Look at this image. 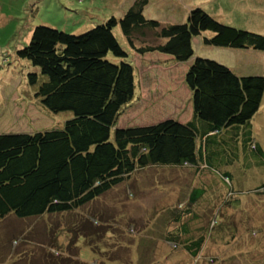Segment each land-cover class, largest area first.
Here are the masks:
<instances>
[{
    "label": "trees",
    "instance_id": "1",
    "mask_svg": "<svg viewBox=\"0 0 264 264\" xmlns=\"http://www.w3.org/2000/svg\"><path fill=\"white\" fill-rule=\"evenodd\" d=\"M147 5L148 0H134L122 18L111 16L79 33L36 26L29 42L14 53L26 68L38 70L26 76L28 84L36 85L44 78L35 94L39 103L52 114L68 112L72 118L59 129L0 134V222L9 217L42 222L52 216L79 215L71 226L72 238L64 242L65 249L77 260L79 240L87 242L98 237L105 224L108 215L100 209H105L100 200L121 192L108 211L114 221L112 229L116 230L120 222L113 217L112 206L124 203V183H129L126 190L131 197L130 182L141 171L184 170L195 172L203 180L212 171L231 166V145L238 147L241 129L251 126L262 105L264 77L240 76L215 60L195 58L183 76L190 94L191 117L187 122L169 118L146 126L118 127L123 108L132 103L138 89L135 65L130 61L132 53L140 58L161 54L177 63H187L194 54L195 38H201L205 46L264 53V35L229 26L200 7L191 9L184 23L163 25L146 17ZM117 27L122 40L115 35ZM230 131L233 137H228V143L223 137ZM242 138L243 148L250 146L262 156L261 148L250 140V131ZM228 175L224 171L222 177L228 179ZM211 191L208 184L207 189L191 188L184 201L190 208L178 205L167 214L174 213L168 221L175 223V230L165 234V242L173 248L182 247L183 255L194 263L203 259L210 263L202 253L214 239H207L204 228L193 229L183 223L196 216V210L191 209L195 201L211 196ZM259 192L264 193V187ZM98 202L102 205L98 211L90 209ZM116 231L112 238L117 246L107 261L133 264L132 247L118 241L119 236L123 241L129 238ZM32 235L26 230L15 239H1L0 264L7 259L6 264H28L33 254L24 244H36L30 241ZM223 240L231 248L234 236L228 241L226 235ZM50 243L41 248L33 264L77 263L73 257L57 260L52 250L57 252L63 243L59 238H52ZM62 249L57 255L63 256ZM209 256L220 263L215 253Z\"/></svg>",
    "mask_w": 264,
    "mask_h": 264
},
{
    "label": "rangeland",
    "instance_id": "2",
    "mask_svg": "<svg viewBox=\"0 0 264 264\" xmlns=\"http://www.w3.org/2000/svg\"><path fill=\"white\" fill-rule=\"evenodd\" d=\"M133 1L0 0V134L59 129L66 120L72 118V114L68 112L52 114L39 103L35 94L44 78L42 77L36 85L28 84L26 76L38 70L26 68L14 56L17 49L29 42L32 29L45 25L68 34L79 33L91 27V23L104 21L111 16L122 18ZM148 2L145 9L146 17L163 25L184 23L189 10L194 7L210 8L218 4L225 10L218 17L220 21L238 29L264 35V11L258 9L246 11L243 8L244 0H148ZM114 32L116 37L122 40L119 27ZM206 35L212 37L211 32H206ZM196 40L198 42L194 45L192 42L194 54L187 63H177L168 56L164 58V55L159 54H147L140 58L132 53L130 61L135 65L138 89L136 88L132 103L123 108L118 127L146 126L169 118L184 121L189 119L187 116L191 112L190 94L183 83V76L195 58L221 62L240 76L264 77L263 52L215 48L205 46L201 38ZM248 131L251 134V142L261 148L262 156L250 150V146H247V149L241 146L242 137H246ZM239 134L241 138L238 149L233 148L231 143L234 149L233 155L229 158L232 165L220 167L219 172L212 171V174L203 180H200L195 172L150 168L132 177L131 197L126 190L129 183L122 184L125 187L124 203L113 205L112 215L120 222L117 229L123 236L129 238L123 241L119 236L118 241L132 247L130 255L134 259L133 264H207L205 259L203 262L198 260L197 263L189 261L183 255L182 247L173 248L172 244H167L164 239L168 231L175 230V223L168 221L172 219L174 213L167 214L173 212L178 205L189 209L187 202L184 201L187 200L191 188L199 189L205 186L207 189V184L209 189L212 188V195L195 201L191 209L196 210V216L186 220L183 225L190 228L194 226L193 229L204 228L207 239L217 241L216 243L213 241L207 251L202 253L207 258L206 261L210 262L208 264H218L210 256L206 257L213 253L221 259L219 264H264V193L259 192L264 187V97L251 126L241 129ZM228 137H233L231 131L226 132L223 137L229 143ZM245 155L247 157L249 155V158L247 159ZM214 166L217 167L216 164ZM224 171L228 172V179L222 177ZM120 193L119 191L112 193L100 200L105 209L100 208L102 205L99 202L90 209L98 211L100 208L103 213L110 216L109 205L114 203L112 200H116V196L120 197ZM205 193L208 191L205 190ZM199 207L203 208L204 213ZM88 214L83 212V216ZM138 215L139 219H136ZM78 216L64 214L48 217L42 222L16 221L9 217L0 222V240L3 239L1 241L4 242L7 237L15 239V236L29 230L33 234L29 237L30 241L36 244L31 246L23 244L25 249L33 254L28 262L33 264L34 257L38 256V252H42L41 248L49 247L52 238L55 240L59 238L63 243L60 245L63 247L62 252L64 250L65 253L63 256L57 255L60 247L57 252L55 249L52 250L53 254L60 262L69 261L73 254L69 249L68 251L65 249L64 242L67 243L72 238L71 226ZM108 216L104 218L105 224L101 226L98 237L88 239L87 242L79 240V260L73 257L77 263L72 264H115L107 261L111 259L117 246L112 238L117 229H112L114 221ZM133 227L136 229L132 230ZM226 235L228 241L234 236L231 248L226 246L223 240ZM93 245H96V249H93ZM17 247L15 246V250ZM21 250L20 254L23 252ZM124 255L126 256L125 252ZM7 260H4L3 264H6ZM129 262L123 261L122 264H130Z\"/></svg>",
    "mask_w": 264,
    "mask_h": 264
},
{
    "label": "crops",
    "instance_id": "3",
    "mask_svg": "<svg viewBox=\"0 0 264 264\" xmlns=\"http://www.w3.org/2000/svg\"><path fill=\"white\" fill-rule=\"evenodd\" d=\"M251 1V0H250ZM250 1H248V0H244V2H243V4H244V6H243V8L246 10V11H249V12H251L252 10H256V9H258V11L259 10H263L264 11V0H252L251 2ZM149 3V2H148ZM233 5H234V3H233ZM147 7H148V5H147ZM146 7V8H147ZM195 8V7H194ZM193 9V8H192ZM202 9H204L207 13H209L210 15H212L213 17H215V18H217L218 19V17H219V15L220 14H223L224 13V11L225 10H222L221 8H220V6L217 4L216 6H214V7H210V8H202ZM190 11V10H189ZM257 11V10H256ZM145 13V12H144ZM189 13V12H188ZM226 13H228L227 11H226ZM199 40V39H198ZM193 45H194V43L195 42H198L197 40H196V38L195 39H193ZM219 52V51H218ZM159 55H161V54H159ZM161 56H163V55H161ZM166 56L164 55V58H165ZM169 58V57H168ZM167 59V58H166ZM170 59V58H169ZM221 63V62H220ZM189 119H190V117H191V112L189 113V116H187ZM189 119H187V120H189ZM180 122H187V120L186 121H184V120H181V119H178Z\"/></svg>",
    "mask_w": 264,
    "mask_h": 264
}]
</instances>
